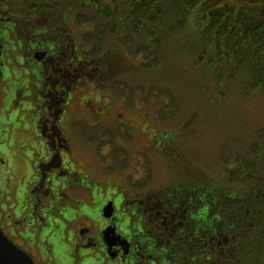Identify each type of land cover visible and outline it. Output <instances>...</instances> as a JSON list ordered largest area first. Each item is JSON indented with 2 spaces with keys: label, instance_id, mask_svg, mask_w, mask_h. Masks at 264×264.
<instances>
[{
  "label": "flooded vegetation",
  "instance_id": "1",
  "mask_svg": "<svg viewBox=\"0 0 264 264\" xmlns=\"http://www.w3.org/2000/svg\"><path fill=\"white\" fill-rule=\"evenodd\" d=\"M42 1L46 7L38 0H0V112L21 108L16 117H22L19 125L11 124L0 134V229L36 264H177L183 255L181 248L175 252L171 246L174 241L190 238L188 247H194L195 241L210 239L206 228L194 224L193 215L198 204L211 203L208 194L202 199L209 192L208 181L195 177L188 165L187 171L179 168L187 179L158 187L138 182L132 173L112 178L118 171L112 164L91 170L82 154L93 147H77L86 139L80 131L89 132L91 139L113 132L101 125L86 128L87 111L96 120L123 118L116 119V128L124 116L114 111L112 102L104 104L83 92L87 57L77 49L66 18L55 21L54 0ZM106 51L94 61L100 70ZM130 126L127 133L135 131L134 138L140 131L152 139L135 152L138 162L151 152L173 161L174 149L163 140L164 131L147 123ZM10 140L9 158L13 155L19 163L12 187L2 180L8 164L3 145ZM31 215L41 221L33 223Z\"/></svg>",
  "mask_w": 264,
  "mask_h": 264
},
{
  "label": "rangeland",
  "instance_id": "2",
  "mask_svg": "<svg viewBox=\"0 0 264 264\" xmlns=\"http://www.w3.org/2000/svg\"><path fill=\"white\" fill-rule=\"evenodd\" d=\"M54 1L62 4L65 0ZM64 8L66 6L54 8V18L62 23L66 18L64 21L70 26L77 49L83 50V55L87 57L88 79L83 92L93 98H102L104 104L107 100L112 102L111 107L117 114H122L125 121L116 128L123 118L106 115L96 120L94 114L87 111L86 121L90 124L86 128L91 131L101 125L104 130L109 129L113 133L105 132L91 139L89 132L81 130L79 133L75 128L82 137H86L79 140L77 147H93L86 148L82 154V158L92 164L93 172L100 171L98 164H112L118 171L110 177L124 179L127 173H132L133 179L138 182L149 181L150 186L158 187L176 179H187L188 175H182L179 168L187 171L185 165H188L199 180L222 183L227 181L222 173V167H226L224 161L235 156L233 152L250 155L251 144L254 143L258 149L264 146V88L257 92L248 91L250 74L246 70L224 80L218 75H205L200 66L194 65L196 53L189 51L199 42L195 32L187 35L182 30H173L158 49L150 48V54L144 57L133 53L121 42L117 44L111 34L93 32L91 23L81 22L76 16L64 15ZM82 11L85 12L84 7ZM105 51L100 70L99 64H94V61L97 62L100 53ZM147 60V64L154 65H144L143 61ZM91 74H95V78ZM20 112L21 108L11 112L5 108L0 112V125H3L0 134L7 133L11 124H20L22 117H16ZM145 123L167 134L166 139L160 137L174 149L173 161L166 160L159 152H151L144 162L137 161L135 152L148 146L149 140L152 141L151 135L146 138L139 131L134 138L132 134L135 131L130 129V135L127 127ZM170 136L181 149L175 146ZM10 143L9 146L3 145L6 148L3 155L8 164L2 180L8 187L17 181L13 170L19 167L13 155L9 158L8 147L13 145L12 140ZM260 173L264 174V163ZM132 188L139 189L136 185ZM31 218L36 224L41 221L37 216L31 215ZM56 232L51 236L53 242ZM198 247L195 246V252H199ZM201 250L206 251V246H201Z\"/></svg>",
  "mask_w": 264,
  "mask_h": 264
},
{
  "label": "trees",
  "instance_id": "3",
  "mask_svg": "<svg viewBox=\"0 0 264 264\" xmlns=\"http://www.w3.org/2000/svg\"><path fill=\"white\" fill-rule=\"evenodd\" d=\"M62 4L54 1L53 6H66L64 15L91 23L93 32L111 34L117 44L144 57L173 30L195 32L199 42L189 51L196 53L194 65L205 75L224 80L246 70L248 91L264 88V0H65ZM38 5L47 6L42 0ZM147 63L143 61L154 65ZM250 148V155L237 151L224 161L227 181L206 182L209 192H203L202 199L208 194L211 203L198 204L193 215L194 224L206 228L210 239L195 241L199 252L188 247L193 239L174 241L171 246L175 252L181 248L183 255L177 264H264V174L260 173L264 146L258 149L253 143Z\"/></svg>",
  "mask_w": 264,
  "mask_h": 264
},
{
  "label": "water",
  "instance_id": "4",
  "mask_svg": "<svg viewBox=\"0 0 264 264\" xmlns=\"http://www.w3.org/2000/svg\"><path fill=\"white\" fill-rule=\"evenodd\" d=\"M0 264H36L33 258L15 245L0 229Z\"/></svg>",
  "mask_w": 264,
  "mask_h": 264
}]
</instances>
